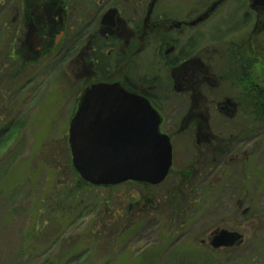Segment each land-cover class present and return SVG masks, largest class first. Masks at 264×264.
<instances>
[{"label":"flooded vegetation","instance_id":"1","mask_svg":"<svg viewBox=\"0 0 264 264\" xmlns=\"http://www.w3.org/2000/svg\"><path fill=\"white\" fill-rule=\"evenodd\" d=\"M0 22V40L4 39L1 47L6 52L0 59V70L8 68L10 74L6 75L12 84L16 78L30 84V67L37 65L43 66L41 75L46 79L48 66H54L57 76L52 88L65 97H75L72 109L62 110L66 116L62 141L71 159L67 168L73 185L68 192L64 189L67 194L61 200L63 207L52 215L58 220L60 216L63 223L77 209L81 212L84 208L68 200H74L76 193L82 191H104V204L109 206L91 234L67 240L62 234L61 241L65 239L66 244L60 243L52 264H81L86 256L83 264L103 260L104 264H114L126 252L116 249L123 246L129 225L142 222H149L159 232L166 231L168 237L175 230L178 234L185 230L182 237L193 241L186 227L192 209L201 211L203 190L198 187L199 182L216 174L217 181L211 186L216 189L226 168L240 163V173L249 184L242 188L234 209H239L241 199L248 202L242 219L249 223L248 230L252 227L251 232L246 235L245 231L216 229L200 240V247L207 254L222 258L231 252L236 257L247 255L246 260H252V264H264V243L255 238L264 224V208L262 214L253 210L256 189L251 185L256 176L255 140L257 133L264 132L263 128L257 130L264 119V86L256 83L255 59L249 54L256 44L261 45L264 0H0ZM244 31L257 36L249 41L225 42L229 36ZM140 59L151 61L150 66L140 64ZM143 68L148 72L141 75ZM137 69L140 73L135 75ZM3 78L0 76V84ZM225 79L235 88L231 95H225L227 91L222 89ZM79 81L83 88L78 92L73 83ZM98 84H119L127 92L145 98L158 112L160 131L169 137L173 149V164L162 184L128 182L99 187L81 178L70 146L71 123L79 113L86 90ZM3 93L0 91L1 98L6 97ZM17 125L22 126L16 119L7 126L1 121L0 137L12 138ZM182 145L186 158L180 166ZM165 183L169 184L164 186ZM128 185L137 188V196L115 192ZM115 200L119 209L111 208ZM80 212L82 218L85 213ZM70 223L72 228L76 222ZM222 231L237 235V240L234 237L233 244L228 242L215 249L213 240ZM47 236L53 240L58 235ZM83 238L88 241L86 250L79 255L69 254L71 247ZM98 242L109 245L95 262L92 251ZM118 242L122 245L117 246ZM238 261L243 259L229 264Z\"/></svg>","mask_w":264,"mask_h":264},{"label":"rangeland","instance_id":"2","mask_svg":"<svg viewBox=\"0 0 264 264\" xmlns=\"http://www.w3.org/2000/svg\"><path fill=\"white\" fill-rule=\"evenodd\" d=\"M1 29L2 22H0V35ZM253 35L257 36V34H249L248 31L239 32L237 36H229L225 42L249 41ZM259 39L261 45L256 44L255 49L250 50L249 54L251 53L250 57L255 59L256 83L264 86V34H260ZM2 41L4 43V39ZM2 41L0 40V47ZM244 50L247 52L246 49ZM3 56H6V52L1 47L0 59ZM138 62L145 67H149L151 63L142 59ZM41 67L43 68L41 65L30 67L29 78H32L30 84L19 78H16L12 84V80L6 75L10 74L8 68L6 67L4 71L0 70V76H5L1 81L0 91L6 96L0 97V122L7 126L9 121L16 119L22 125L14 128L12 138L10 135L0 137V264H52L54 259H57L60 243L64 246L66 244L64 240L69 237L78 238L83 237L84 234H91L97 227L95 225L99 221L97 219L103 217L109 208L104 204L107 199L104 191L90 190V192L76 193L74 200L71 199L72 197L68 200L69 203L84 208L81 211L85 213L82 218L78 215L80 209L72 213L69 220L63 223L60 216L58 220L52 215L53 212L56 214L62 209L68 187L73 185V178L67 168L71 159L66 144L62 141L66 122L62 110L72 109L75 97L74 94L71 98L65 97L60 90L57 92V89L52 88L57 76L56 67L48 66L49 77L46 79L41 75ZM146 69L143 68L141 75L148 72ZM136 72L135 75L140 73L138 69ZM162 75L167 81V72L164 71ZM231 83L227 79L224 80L222 89L224 92L227 91L225 95L233 94L232 90L235 88ZM73 84H76L78 92L82 90L80 81ZM11 85L15 88L13 86L11 88ZM2 132L3 129L0 128V134ZM263 133H257L255 140L253 170H256V176L251 179L253 180L251 185L256 189L253 195V210L261 214L264 208ZM184 148L185 146L182 145V154L178 161L180 166L185 163ZM241 168V163L240 166L226 168V174L216 189L212 190L211 187L217 181L216 174L209 176L206 181L199 182L198 187H202L203 190L199 207L201 211L198 212V208L192 209L191 220L186 227V233L190 234L193 241H185L189 237H182L185 230L180 231L179 234L178 230H175L177 231L175 234L172 231V236L168 237L166 231L159 232L149 222L129 225L131 228L125 241H122L123 246L116 249L118 251L125 249L126 252L114 264H229L238 259L243 261H238L236 264H252V260H246L248 258H245L247 256L245 254L236 257V254L226 252L222 258L221 255L207 254L206 249L200 247V240L209 237L216 229L245 231L246 235L251 232L252 227L250 226L248 230L249 223L242 219V213L244 214L249 206L248 202L240 198L239 209H234L236 207L234 203L238 202L242 188L249 184L247 179L243 180ZM168 184L165 183L164 186ZM115 192L118 195L127 193L137 196V188L131 185L116 189ZM116 201L110 204L112 209L121 207ZM194 212L196 214H193ZM71 221L76 222L72 228ZM164 223V228H167V223ZM47 234L58 236L53 237L52 240ZM62 234L65 235L63 241H61ZM255 238L256 241L260 240L264 243V224L257 231ZM85 239L71 247L69 254L83 253L88 245ZM102 243H94V250L91 249L92 255L96 258L95 262L108 249V242L106 245ZM115 244L122 245L119 242ZM257 245L261 244L257 243ZM87 258L88 256L81 261V264ZM103 262L104 260L98 264H104Z\"/></svg>","mask_w":264,"mask_h":264},{"label":"water","instance_id":"3","mask_svg":"<svg viewBox=\"0 0 264 264\" xmlns=\"http://www.w3.org/2000/svg\"><path fill=\"white\" fill-rule=\"evenodd\" d=\"M160 125L158 112L145 98L119 84L90 87L71 123L76 170L85 182L99 187L162 184L173 164V149ZM233 239L237 235L222 231L212 245L218 249L233 244Z\"/></svg>","mask_w":264,"mask_h":264},{"label":"trees","instance_id":"4","mask_svg":"<svg viewBox=\"0 0 264 264\" xmlns=\"http://www.w3.org/2000/svg\"><path fill=\"white\" fill-rule=\"evenodd\" d=\"M259 115H260V114H259ZM260 122H261V125H260V127L257 126V130H258L259 128H263V129H264V119L261 120Z\"/></svg>","mask_w":264,"mask_h":264}]
</instances>
